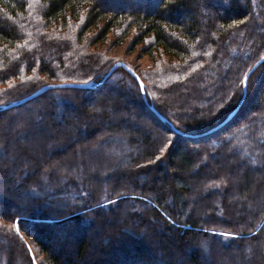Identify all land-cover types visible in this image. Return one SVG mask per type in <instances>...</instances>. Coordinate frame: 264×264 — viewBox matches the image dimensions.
<instances>
[{"label": "trees", "instance_id": "trees-1", "mask_svg": "<svg viewBox=\"0 0 264 264\" xmlns=\"http://www.w3.org/2000/svg\"><path fill=\"white\" fill-rule=\"evenodd\" d=\"M144 1L0 0V105L49 82L99 81L121 60L105 50L113 41L150 58L151 67L137 72L146 98L185 132L150 110L123 67L95 87L51 88L0 110V125L23 126L40 102L35 120L47 116L53 134L59 122L74 127V137L82 134L75 142L60 138L58 147L45 151L57 160L80 144L114 141L124 159L120 167L113 160L105 177L87 175L80 162V172L63 175L60 183L48 164L29 158L33 168L22 166L25 152L15 145L16 162L0 160V192H26L27 199L0 196V264H77L60 255L66 247L48 244L58 237L52 228L71 226L65 235L75 239L80 258L99 237L97 250L110 248L124 264L144 257L142 264H181L175 249L186 254L182 264H223V258L264 264V60L249 75L236 113L212 132L189 135L221 122L241 98L244 75L264 54V0ZM90 105L98 111L89 112ZM56 108L75 114L60 112L55 120ZM116 235L121 243L113 245ZM149 240L157 247L151 249Z\"/></svg>", "mask_w": 264, "mask_h": 264}, {"label": "rangeland", "instance_id": "rangeland-1", "mask_svg": "<svg viewBox=\"0 0 264 264\" xmlns=\"http://www.w3.org/2000/svg\"><path fill=\"white\" fill-rule=\"evenodd\" d=\"M138 3H144V0H137ZM112 37V36H111ZM105 50H107L108 55L110 56H114V58L117 59H121L123 61H125L126 63H129L132 69H134L137 72H143L145 70H147L148 68L151 67L152 65V61L150 60V58L147 55H143L142 52L140 51L139 47H136L135 49H133L132 47H128L127 44H116V42H109L106 44ZM261 91L264 93V88L261 89ZM262 97H264V94H262ZM145 102V101H144ZM238 103V102H237ZM264 103V102H262ZM237 105V104H236ZM240 108V107H239ZM62 110V109H61ZM59 109H55L56 114L54 115L55 120L59 119V115L60 112ZM133 108L128 109V111H132ZM93 111H98L96 108H93L92 105L89 106V112H93ZM69 113V114H75L74 110H64L61 113ZM42 113L41 112V104L40 102H37L34 107L31 109V117H32V122L30 124L27 123L22 125H17V121L12 122L11 123H6L5 121L3 122V124L0 125V148L1 145L3 143V147L4 150L7 152L6 154L2 152V150L0 149V160L1 159H6L7 163L9 165H12L13 163H15L16 158H13L11 156V152L16 153V148L15 145L18 144L19 147H21L23 149V151L25 152V155L21 156V164L22 166L26 163H30V167L29 169L32 167L33 168V163H31V161L29 160V158H33V161H37L39 162V164H48L50 168L57 170L58 171V181L60 183L63 182V175H72L74 176L75 174L80 172V162L84 163V168L83 171L87 174V175H91V174H97L98 176L101 177H105L104 174V170L105 168H107V166H110L113 164V160H115V162H118L117 166L120 164L123 165L124 163V159H122V155L121 153L118 151V148H116V144H118V146H121L120 143L116 142V141H112L113 143H109V145L106 144H89V146H87V148H84L82 146V144H80L79 149H75L73 154H68L67 156L65 155V157H60L59 156V160L52 158L51 155H47L45 151H50L51 149H54L55 147H58V143L60 142V138H62V141L69 143L71 141L75 142L77 140V138L82 134H78L76 137H74V133L76 131V129L74 127H72L71 125H68L66 123H62L59 122V124H57V126L53 127L56 131L55 134H53V130L50 126L49 121L47 120V116H42V118H40L39 120H35V117L37 116V114ZM121 115V114H120ZM128 118V117H127ZM143 118H147V116L144 114ZM5 119V117H3V120ZM28 121V120H27ZM127 122H130L129 120ZM76 124V120H74V122ZM24 129L21 132V135H18V130L20 129ZM37 128H41L43 131V135L40 136L39 134L37 136L34 135V130L33 129H37ZM63 129H68L71 130L72 129V133L69 136H62L59 133V130H63ZM146 129V128H145ZM33 130V131H32ZM9 135L10 139L6 138V136ZM115 144V145H114ZM76 148V147H75ZM122 152L125 151V147H121ZM66 151V149H65ZM64 151V152H65ZM50 157V158H48ZM234 162L231 161V164H233ZM32 164V165H31ZM164 167H166L164 165ZM31 168V169H32ZM169 171V168H166ZM12 174L15 170H11ZM15 174V173H14ZM241 174H239L238 178L235 180V186H238L239 180H241L240 177ZM256 176L253 177L255 180L259 177V174H254ZM0 187L3 186V181L2 178L0 180ZM41 181L44 183L45 188L47 189V180L45 179L44 176H41ZM104 181V180H103ZM30 192V190H29ZM0 196L2 198H9V199H14L17 201H24L23 198L27 199L26 196V192L22 193L20 196L18 197H13L11 196V194H7V193H2L0 192ZM198 200H194V204L197 202ZM202 203L204 201H201ZM203 205V204H202ZM201 205V208H203V206ZM250 205H247V208H249ZM1 209V207H0ZM205 210V209H204ZM52 231H55V233H57L58 237H54L52 235V237L54 238H50V240L48 241V244L51 245V247L53 249H57L58 247L62 248L63 246L66 248H63L64 250L62 251V253H60V255L62 256V258H64V256H70L73 257V260L78 261L77 264H91V263H95V264H124L126 263V261H124V258L121 254L117 253V254H111V250L108 247H105V249H107V251L103 252V249L97 250L99 247V243H102V241H100L99 237L97 238H92L89 240L88 246H87V250L85 252L84 255H82V258H80L78 255H76L75 251H74V247H75V239H73V237H68L67 235H65L66 231H73L74 227L71 226L70 228H52ZM93 231V227L92 228H88L87 229V233L91 234V232ZM101 234H103L101 232ZM99 235V234H98ZM116 239L114 240H110L111 242H113V245H118L121 243V239L118 235H116ZM154 240V239H153ZM153 240H149V245L150 248L152 249L153 247L156 248L157 246V241H153ZM0 244L4 243L0 240ZM197 247H200V245H196ZM104 249V250H105ZM151 251V250H150ZM64 252V253H63ZM149 254L151 255L152 252H149ZM64 255V256H63ZM149 255V256H150ZM174 255L175 257H179L181 258V260H179V262L181 261V264L183 263V260L185 258L184 252L180 253L178 251V249L174 250ZM225 256L227 257L228 255L225 254ZM152 258V256H150ZM145 257L143 259H140L139 264H142V262L144 261ZM153 259V258H152ZM165 259H167L165 257ZM142 261V262H141ZM153 262H151V264H166L165 262L159 261L157 259L152 260ZM177 261V260H176ZM178 262V261H177ZM214 262V261H211ZM218 262V261H217ZM221 262L223 264H229V260L227 259H222ZM220 263V262H219ZM213 264V263H212Z\"/></svg>", "mask_w": 264, "mask_h": 264}, {"label": "water", "instance_id": "water-1", "mask_svg": "<svg viewBox=\"0 0 264 264\" xmlns=\"http://www.w3.org/2000/svg\"><path fill=\"white\" fill-rule=\"evenodd\" d=\"M264 60V54L257 60L254 62V64L249 68V70L247 71V73L244 75L243 78V88H242V96L239 99L237 105L227 114V116L218 124L214 125L213 127H211L210 129H208L207 131H204L203 133L200 134H189L192 136H196V135H203L205 133L208 132H212L213 130L217 129L218 127L222 126L226 121H228L235 113L236 111L239 109L240 105L242 104L245 96H246V90H247V79L249 77V75L251 74V72ZM117 67H123L126 71H128L139 83L141 92H142V97L143 100L145 101L146 105H148V107L150 108V110L163 122H166L170 125V127L178 132V133H183L185 134V132H182L180 129H177L163 114H161L152 103H149L147 98H146V94L144 92V87L141 88V85H143V82L141 81V79L139 78L138 74L136 73V71L134 69H132L126 62L118 60L115 61L111 67L106 71V73L101 77V79L99 81L93 82L92 80L89 81H64V82H49L46 83L42 86H40L39 88H37L36 90L32 91L31 93L21 97L20 99L17 100H13L7 104L4 105H0V110L2 109H8L14 106H18L20 104L25 103L28 100H31L32 98L36 97L37 95L41 94L42 92L51 89V88H60V87H75V88H90V87H95L98 84H102L110 75L111 73L117 68ZM247 78V79H246Z\"/></svg>", "mask_w": 264, "mask_h": 264}, {"label": "snow or ice", "instance_id": "snow-or-ice-1", "mask_svg": "<svg viewBox=\"0 0 264 264\" xmlns=\"http://www.w3.org/2000/svg\"><path fill=\"white\" fill-rule=\"evenodd\" d=\"M247 79V78H246ZM143 87V85H141V88ZM168 144L170 145L171 144V141H168ZM161 151H163V149H161ZM17 230H19V229H17ZM227 235V234H226ZM205 248L207 247V244L206 243H204V245H203Z\"/></svg>", "mask_w": 264, "mask_h": 264}]
</instances>
